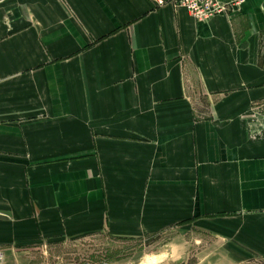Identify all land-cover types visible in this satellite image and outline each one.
Returning <instances> with one entry per match:
<instances>
[{
	"label": "crops",
	"instance_id": "obj_1",
	"mask_svg": "<svg viewBox=\"0 0 264 264\" xmlns=\"http://www.w3.org/2000/svg\"><path fill=\"white\" fill-rule=\"evenodd\" d=\"M264 262V0H0V264Z\"/></svg>",
	"mask_w": 264,
	"mask_h": 264
},
{
	"label": "built area",
	"instance_id": "obj_2",
	"mask_svg": "<svg viewBox=\"0 0 264 264\" xmlns=\"http://www.w3.org/2000/svg\"><path fill=\"white\" fill-rule=\"evenodd\" d=\"M158 7L172 4L186 9L197 21L208 22L219 15H234L242 10L244 0H154ZM4 257L0 250V260Z\"/></svg>",
	"mask_w": 264,
	"mask_h": 264
},
{
	"label": "rangeland",
	"instance_id": "obj_3",
	"mask_svg": "<svg viewBox=\"0 0 264 264\" xmlns=\"http://www.w3.org/2000/svg\"><path fill=\"white\" fill-rule=\"evenodd\" d=\"M91 239L90 255L86 261L80 262L79 264H104L109 262L110 259L114 258L120 251H124L122 254H127L129 251V243L115 244L114 239L108 236H100ZM115 255V256H114ZM259 264H264L259 263Z\"/></svg>",
	"mask_w": 264,
	"mask_h": 264
}]
</instances>
